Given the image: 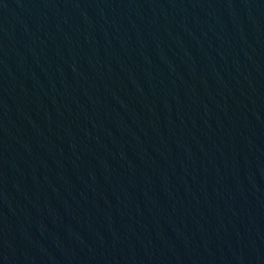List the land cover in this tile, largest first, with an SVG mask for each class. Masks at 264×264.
Returning a JSON list of instances; mask_svg holds the SVG:
<instances>
[{"label":"water","instance_id":"95a60500","mask_svg":"<svg viewBox=\"0 0 264 264\" xmlns=\"http://www.w3.org/2000/svg\"><path fill=\"white\" fill-rule=\"evenodd\" d=\"M0 264H264V0H0Z\"/></svg>","mask_w":264,"mask_h":264}]
</instances>
